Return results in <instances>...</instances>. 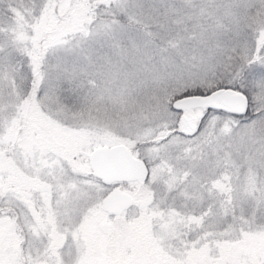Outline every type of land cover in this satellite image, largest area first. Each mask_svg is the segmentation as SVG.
Instances as JSON below:
<instances>
[{
	"label": "snow or ice",
	"instance_id": "1",
	"mask_svg": "<svg viewBox=\"0 0 264 264\" xmlns=\"http://www.w3.org/2000/svg\"><path fill=\"white\" fill-rule=\"evenodd\" d=\"M0 264H264V0H0Z\"/></svg>",
	"mask_w": 264,
	"mask_h": 264
}]
</instances>
